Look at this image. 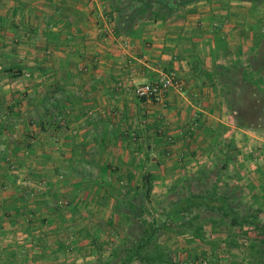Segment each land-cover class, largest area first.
<instances>
[{
	"label": "crops",
	"instance_id": "1",
	"mask_svg": "<svg viewBox=\"0 0 264 264\" xmlns=\"http://www.w3.org/2000/svg\"><path fill=\"white\" fill-rule=\"evenodd\" d=\"M142 1L157 0H0V264H112L138 194L156 198L157 223L206 197L158 223L164 264H264V0H189L158 18L131 11ZM98 4L136 34L103 37ZM130 71L178 84L141 99L117 85Z\"/></svg>",
	"mask_w": 264,
	"mask_h": 264
},
{
	"label": "trees",
	"instance_id": "2",
	"mask_svg": "<svg viewBox=\"0 0 264 264\" xmlns=\"http://www.w3.org/2000/svg\"><path fill=\"white\" fill-rule=\"evenodd\" d=\"M189 0H183V4L188 2ZM179 0H176L174 3V0H157L155 4L154 9L152 8L153 5L149 3H145V1L140 4L142 7L138 9L137 13H146L149 11L150 15L154 18H158L163 16L162 9L166 8L168 10H173L179 6ZM121 27L117 28V32L119 33V30L122 31H129L133 35L136 34L133 27L135 22L133 19H122L121 20ZM151 180L148 178H144L143 184L146 186V190L149 188V183ZM136 197V196H135ZM128 197L125 195L123 198L121 197L120 201V207H123L124 202H127ZM204 200L206 202V197H200L198 195H192L190 194L186 199L175 202L171 205L169 210L164 213V218H160L159 222L160 224H166V221H171L176 223L177 221H181L183 219V212L187 210V208H190L195 203H199V201ZM133 204V205H132ZM130 204V206L133 208L131 211L133 212V216L136 219H133L134 226L132 229H129L126 231L125 237L121 241V244L114 250L113 252V259L117 261V264H130L131 262L138 260L143 264H164V258L162 254L161 247L151 240V236L155 232V230L158 228L159 224L156 222L157 220L153 218L151 221H147L144 218L140 216V213L137 212L138 206L134 203ZM119 206V205H118ZM141 210V209H140ZM142 211V210H141ZM139 214V215H138ZM141 228V235L138 238H133L135 240L130 241L131 237V231L134 229ZM199 233V229H197V235ZM111 261H106L104 264H109Z\"/></svg>",
	"mask_w": 264,
	"mask_h": 264
},
{
	"label": "built area",
	"instance_id": "3",
	"mask_svg": "<svg viewBox=\"0 0 264 264\" xmlns=\"http://www.w3.org/2000/svg\"><path fill=\"white\" fill-rule=\"evenodd\" d=\"M98 17L100 18L99 23H97V30L101 32L103 37H107V34L115 36L116 35V29L114 26V21L104 13L100 5L98 4L96 6ZM128 41L121 40V47L123 51H127L128 47ZM148 57L146 54L141 55L138 57L137 61L140 63L147 62ZM127 64L129 66L132 65V60L129 58L127 60ZM133 67L131 71L134 69ZM83 70H86V67L82 68ZM130 71V72H131ZM25 76L29 77L30 74L28 72H25ZM177 80L173 73L167 72V71H160L156 77L151 79L150 81H135L134 76L132 75V72L129 73V76L124 80H119L117 85L120 87H123L124 89L130 91L134 96L141 98V99H154L158 98L171 88L177 87ZM58 121H62L61 117H58ZM25 154H27V151H24ZM260 160H262L261 155L259 153H256ZM42 184V180L39 181V185ZM184 264H221L217 259H215L212 256H203L199 257L198 259H195L193 261H187Z\"/></svg>",
	"mask_w": 264,
	"mask_h": 264
},
{
	"label": "rangeland",
	"instance_id": "4",
	"mask_svg": "<svg viewBox=\"0 0 264 264\" xmlns=\"http://www.w3.org/2000/svg\"><path fill=\"white\" fill-rule=\"evenodd\" d=\"M182 1L183 0H179V3H181V4H179V6L180 5H182V6L184 5ZM140 4L141 3L132 4V6L130 8L131 11L132 12H134V11L136 12L138 9H140V7H142V5H140ZM236 92H238V91L235 90L234 93L231 94V96H233V98L235 99V104L237 106H239L242 109V108H245L247 104H250V101L243 99V96L244 95L241 96V95H239V92L238 93H236ZM242 92H243V94H245L246 91L245 90H242ZM243 118H244V120H247V121H251L252 120V118L249 115H247V114H244L243 115ZM29 136L31 137V135H29ZM24 151H27V154H25V155H29L30 154L29 153L30 150L27 148V146L24 147ZM9 167H10V165H9ZM152 201L153 202L156 201V198H154V196H153V198L151 200H145L143 198V195L142 194H138V196H136L135 202H136V205L138 206L137 212L138 213L141 212L140 213V216L142 218H144L145 220H147V221H151L154 218V214L155 213L152 212L154 206L152 204H149V202H152ZM150 209H152V210H150ZM141 230H142L141 228H137V229L132 230L130 232L131 233V236L133 238H135V239L138 238L141 235ZM117 263H118L117 261H114L112 264H117ZM130 264H143V263H141L138 260H135V261L131 262Z\"/></svg>",
	"mask_w": 264,
	"mask_h": 264
},
{
	"label": "water",
	"instance_id": "5",
	"mask_svg": "<svg viewBox=\"0 0 264 264\" xmlns=\"http://www.w3.org/2000/svg\"><path fill=\"white\" fill-rule=\"evenodd\" d=\"M176 2V0H174V3Z\"/></svg>",
	"mask_w": 264,
	"mask_h": 264
}]
</instances>
